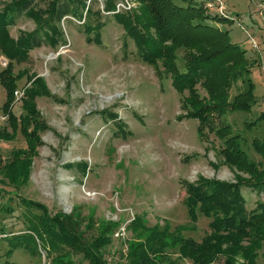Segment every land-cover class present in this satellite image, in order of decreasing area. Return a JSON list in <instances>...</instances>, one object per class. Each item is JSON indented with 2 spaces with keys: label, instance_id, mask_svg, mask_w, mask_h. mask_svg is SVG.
<instances>
[{
  "label": "rangeland",
  "instance_id": "1",
  "mask_svg": "<svg viewBox=\"0 0 264 264\" xmlns=\"http://www.w3.org/2000/svg\"><path fill=\"white\" fill-rule=\"evenodd\" d=\"M9 1L0 0V13ZM55 1L35 0L31 16L24 11L13 14L6 24L9 38L16 41L45 24ZM110 1L85 0L80 19L67 16L60 23L55 46L44 41L0 80V131L9 139L0 142V160L24 149L31 166L25 182L5 177L0 181V229L16 234L25 230L23 199L42 205L50 217H61L67 227H72L71 217L82 225L92 222L94 226L86 231L79 228L85 241L100 234V221L114 222L117 229L108 246V264H126L128 249L145 242L156 231L154 227L163 232L168 225L155 252L161 255H153L154 261L190 264L179 258L180 241L189 237L201 241L209 232V220L189 217L184 204L189 187L204 182L234 184L248 212L264 209V189L253 185L264 181V152L254 145L264 149V0H217L220 13L224 11L229 20L238 14L232 23L220 27L246 52L255 103L247 111L230 112L228 107L225 115V109L214 110L204 125L184 117L182 95L172 80L140 56L134 40L117 23V14L137 12L140 4L117 0L115 10L105 12ZM204 1L211 8L215 0ZM248 9L253 26L245 14ZM96 22L102 23L98 40L96 29L86 28ZM1 51L0 73L8 63ZM164 56L163 60L172 62ZM181 56L180 51L178 66L184 70ZM11 81L23 93L18 98L13 92L9 102L16 118L14 129L9 111L4 112L9 95L6 85ZM33 88L41 94L28 101L26 92ZM196 88L199 99L208 97L203 87ZM235 91L228 92L223 106L231 104ZM25 114L41 127L33 157L20 130V116ZM82 161L87 162L85 175L76 166ZM135 216L140 224L133 227L130 222ZM2 236L0 264L46 262L43 254L31 258L22 250L9 252ZM235 259L243 263L240 257ZM224 260L219 257L213 264Z\"/></svg>",
  "mask_w": 264,
  "mask_h": 264
},
{
  "label": "trees",
  "instance_id": "2",
  "mask_svg": "<svg viewBox=\"0 0 264 264\" xmlns=\"http://www.w3.org/2000/svg\"><path fill=\"white\" fill-rule=\"evenodd\" d=\"M34 1L11 0L0 13V49L2 50L0 51L8 61L7 66L0 73L1 82L4 81V75L11 74L15 64L26 60L30 50L40 47L44 41L55 46L59 42L61 32L58 29L64 17L72 16L80 19L86 5L85 0H56L52 3L49 10L50 18L44 21L45 24L31 33H25V36H21L16 41L9 38L6 24L12 21V15L24 11L31 16L34 13L32 9ZM116 1L108 2L105 12L114 11ZM135 1L140 4L138 11L117 14V23L121 24L127 36L134 40L141 53L140 56L147 63L152 64L159 74L163 71L172 80L174 89L182 95L184 117L196 118L204 125L211 120V112L214 110L225 109L222 113L225 115L228 113L226 111L228 107L231 109L230 112L247 111L254 105L253 83L248 60L245 57L246 52L244 48L231 41L227 29L220 27L224 22L232 23V20L236 19L235 16H238L237 13L229 20L224 11L220 13V3L217 0L213 2L211 8L206 7L207 2L204 0ZM87 14H91L90 10ZM245 14L250 25L253 26L255 23L250 19L249 9ZM101 24L96 22V25L94 23L86 26L87 30L96 29L95 40L99 39L98 29ZM44 27H47V30L44 31ZM180 51L184 70H180L178 66ZM164 55L170 56L172 62L163 60ZM8 84L6 86L9 95L4 112L9 111L8 120L14 129L16 118L9 110V102L15 86L12 81ZM197 85L205 89L208 97L198 98ZM39 86L43 88L41 83ZM232 88H236V91L232 95L231 104L223 106L224 99ZM40 94L41 92L34 88L28 90L26 100H33ZM37 124L28 114L20 116L21 134L28 144L32 157L36 147L34 141L38 129L41 128ZM31 125L35 128L29 129ZM219 134L221 135L220 132ZM6 137V134L0 131V142L9 140ZM257 144L254 143L257 151L264 152V149L257 147ZM20 151L21 153L11 158L0 160L1 182L4 177L12 182H25L28 179L30 162L24 149ZM76 166L84 175L88 172L87 162H79ZM253 185L258 189H264V181ZM188 189L184 204L190 214L189 217L194 220L199 217L208 219L209 232L201 241L190 237L181 240L178 249L180 259H188L190 264H213L219 257H224L222 264H237L235 257H240L243 260L242 264H264V209L248 212L239 187L234 184L204 182L196 188L191 186ZM20 205L25 210V219H22L25 230L16 234L5 233L3 228L0 229V234L6 238L10 246L9 252L22 250L31 258H41L43 254L46 258L44 264H108L110 255L108 246L112 242V232L117 229L116 223L102 224L100 221L98 223L99 226L101 225L100 234L95 239L85 241L83 231L90 229L91 225L94 226L92 222L82 225L80 220L76 218L73 220L70 216L69 222L72 227H67L64 219L59 216L50 217L42 205L26 199L21 200ZM130 223L133 227L138 226L140 218L135 216ZM80 226L83 227L82 232ZM154 230L156 231L151 232L145 242L135 244L133 248L128 249L125 255L126 264H157L153 255L154 257L161 255L155 252L160 247L159 243L163 240L162 236L168 230V225L164 227L163 232L157 226ZM243 242L246 244L243 245Z\"/></svg>",
  "mask_w": 264,
  "mask_h": 264
},
{
  "label": "built area",
  "instance_id": "3",
  "mask_svg": "<svg viewBox=\"0 0 264 264\" xmlns=\"http://www.w3.org/2000/svg\"><path fill=\"white\" fill-rule=\"evenodd\" d=\"M125 8V7H124ZM129 9V8H128ZM15 96H17L18 98L21 97L23 95L22 91L19 90H15L14 91Z\"/></svg>",
  "mask_w": 264,
  "mask_h": 264
}]
</instances>
